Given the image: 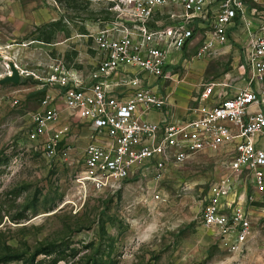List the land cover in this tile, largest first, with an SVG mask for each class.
<instances>
[{
    "label": "built area",
    "instance_id": "1",
    "mask_svg": "<svg viewBox=\"0 0 264 264\" xmlns=\"http://www.w3.org/2000/svg\"><path fill=\"white\" fill-rule=\"evenodd\" d=\"M259 4L119 0L115 19L91 35L97 66L86 73L57 63L41 79L39 88L55 87L57 95H46L30 114L29 140L41 145L47 160L59 156L69 161L73 145L63 147L61 155L57 151L70 135L69 125L57 126V96L70 115L85 121L89 142L73 179L82 196L113 191L126 179L159 181L192 156L219 151L226 157L225 173L209 185L201 224L224 249L240 252L252 228L247 202L264 205V14ZM230 29L244 36L241 72L202 82L188 107L193 117L150 120L152 112L168 104L158 83L170 79L168 65L179 63L199 30H205L202 39L185 63L232 53ZM248 188L256 195L248 194ZM150 199L165 201L158 190Z\"/></svg>",
    "mask_w": 264,
    "mask_h": 264
},
{
    "label": "rangeland",
    "instance_id": "2",
    "mask_svg": "<svg viewBox=\"0 0 264 264\" xmlns=\"http://www.w3.org/2000/svg\"><path fill=\"white\" fill-rule=\"evenodd\" d=\"M118 4L0 0V264H264L262 203L247 202L252 228L240 252L201 224L209 185L225 173L219 151L198 153L159 181L126 179L82 196L73 181L81 160H47L29 140L30 114L55 89L39 88L41 79L57 63L95 68L91 35L115 19ZM206 61L204 80L241 71L232 53ZM12 66L23 71L17 83L5 80ZM56 104L57 126L79 125L58 96ZM155 190L164 202L151 201Z\"/></svg>",
    "mask_w": 264,
    "mask_h": 264
},
{
    "label": "crops",
    "instance_id": "3",
    "mask_svg": "<svg viewBox=\"0 0 264 264\" xmlns=\"http://www.w3.org/2000/svg\"><path fill=\"white\" fill-rule=\"evenodd\" d=\"M258 8L264 14V0H260ZM204 31L205 30H199L198 35L196 36L192 45L186 46V48L183 50L179 63H170L168 65L167 69L168 73H170V79L158 80L162 90L168 95V104L163 111L152 112L149 116L150 120L156 122L160 121L163 117H171L175 119L193 117L194 114L189 112L188 107L193 105V99L197 95L200 84L202 82H208L212 78L218 77L214 76L204 80L205 68L209 63V61L206 60L209 59L193 58L187 63L184 61V59L192 57L193 53H195L196 48L202 39ZM236 34L237 33L233 29H230V32L228 33L229 41L232 42L234 46L232 54L239 57L240 65L243 59L241 54V43L244 40V36L236 37ZM240 72L231 73L229 71V74L237 75ZM238 85L244 86L245 81L239 79ZM53 90L47 92L46 95L53 97L56 96L57 89L53 88ZM69 116L72 115L69 113ZM69 120L70 119L68 118L67 123L62 125L70 126V135L63 142H60L59 146L65 147L68 145H73V149L69 152V162H79V160H83L84 150L89 142V129L85 121L80 120L79 118V125L75 124V128H73L74 124ZM66 162L69 163L68 161ZM241 186L243 185H240V187ZM251 190L252 191L250 193L256 195L253 189ZM247 192L250 194L249 188L247 189Z\"/></svg>",
    "mask_w": 264,
    "mask_h": 264
},
{
    "label": "water",
    "instance_id": "4",
    "mask_svg": "<svg viewBox=\"0 0 264 264\" xmlns=\"http://www.w3.org/2000/svg\"><path fill=\"white\" fill-rule=\"evenodd\" d=\"M19 77H20L19 71L14 66H12L10 70V74L7 75L5 80L11 81L13 83H17L19 81Z\"/></svg>",
    "mask_w": 264,
    "mask_h": 264
}]
</instances>
